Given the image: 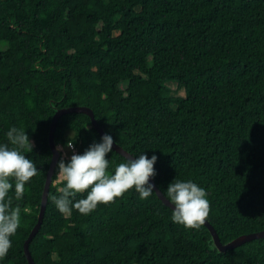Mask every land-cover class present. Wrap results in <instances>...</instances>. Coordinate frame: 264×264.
<instances>
[{"label": "trees", "instance_id": "obj_1", "mask_svg": "<svg viewBox=\"0 0 264 264\" xmlns=\"http://www.w3.org/2000/svg\"><path fill=\"white\" fill-rule=\"evenodd\" d=\"M73 106L132 155L155 153L158 188L174 177L203 187L221 243L264 230V0H0V142L26 130L38 166L13 201L22 224L0 264H29L52 117ZM71 136L77 153L101 138L80 112L57 121L55 145ZM60 186L53 174L35 264H264V237L220 251L204 224L173 223L155 192L64 215L51 199Z\"/></svg>", "mask_w": 264, "mask_h": 264}, {"label": "clouds", "instance_id": "obj_2", "mask_svg": "<svg viewBox=\"0 0 264 264\" xmlns=\"http://www.w3.org/2000/svg\"><path fill=\"white\" fill-rule=\"evenodd\" d=\"M5 136L7 141L0 142V261L8 255L11 238L22 224L21 207L18 203L14 206L13 201L23 198L26 184L38 174V166L25 152V149L32 152L26 130L12 126ZM72 136L66 145L69 149H74L76 139ZM113 144V136L106 133L82 153L73 150L67 161L63 157L57 161L52 173L61 186L51 199L58 212L70 215L76 210L86 216L99 204H108L134 189L142 200L154 192L162 194L175 224L197 229L205 223L210 204L203 187L191 179L174 177L162 190L152 182L157 174L155 153L151 156L144 151L138 155L128 154L124 162L113 163L108 158Z\"/></svg>", "mask_w": 264, "mask_h": 264}, {"label": "water", "instance_id": "obj_3", "mask_svg": "<svg viewBox=\"0 0 264 264\" xmlns=\"http://www.w3.org/2000/svg\"><path fill=\"white\" fill-rule=\"evenodd\" d=\"M73 112H80V113L87 114L91 119L92 126L98 131L100 136L102 137L104 134H106V132L100 127L99 123L95 119V116H94L92 109L87 107V106H73V107H67V108H60V109H57L55 111V113L52 117V121H51V125H50V131H49V145H50V149L52 152V159H51V163H50L49 168H48L47 173H46V178H45V182H44V188H43V192H42L41 204H40V208H39V212H38L37 221H36L35 225L33 226L31 232L29 233L27 239L25 240V242L23 244V250H24L25 256H26L29 264H35L32 256H31V253L29 251V243L32 240V238L36 235V233L40 229L41 224L43 222V217H44V213L46 210L47 196L49 193V188H50V184L52 182V177H53L52 172L55 170L57 161L59 160V157H60L59 149L57 148V146L55 145V142H54V134H55L56 124L62 115L67 114V113H73ZM113 150L115 152L119 153L120 155H122L123 157H126V155L131 154L128 151H126L125 149H123L121 146H119L115 141L113 144ZM152 182L154 183L153 180H152ZM157 196L166 206L170 207L169 205H167V201L164 200V197L162 196V194L159 195V193H158ZM204 225L210 231V233L213 237V241H214L216 247L220 251H226L227 249H232V248L239 246V245H241L247 241H250V240H253L256 238L264 237V230H262V231H258V232H254V233L240 235V236L236 237L235 239L231 240L230 242L223 244V243H221V241L218 237V234L216 233L214 228L211 226V224L207 220H205Z\"/></svg>", "mask_w": 264, "mask_h": 264}, {"label": "rangeland", "instance_id": "obj_4", "mask_svg": "<svg viewBox=\"0 0 264 264\" xmlns=\"http://www.w3.org/2000/svg\"><path fill=\"white\" fill-rule=\"evenodd\" d=\"M167 86L171 89L173 95H183L184 91L183 89H177V84L174 82H168ZM120 87L123 88L125 87V83H121ZM58 148V145H57Z\"/></svg>", "mask_w": 264, "mask_h": 264}, {"label": "built area", "instance_id": "obj_5", "mask_svg": "<svg viewBox=\"0 0 264 264\" xmlns=\"http://www.w3.org/2000/svg\"><path fill=\"white\" fill-rule=\"evenodd\" d=\"M58 149L62 157L67 158V159H69L70 156L73 154V150L76 152L75 146H74V149H69L67 146L63 147L61 145H58Z\"/></svg>", "mask_w": 264, "mask_h": 264}]
</instances>
